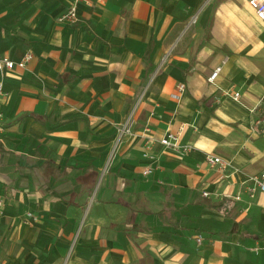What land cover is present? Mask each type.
Masks as SVG:
<instances>
[{"label":"crops","instance_id":"crops-1","mask_svg":"<svg viewBox=\"0 0 264 264\" xmlns=\"http://www.w3.org/2000/svg\"><path fill=\"white\" fill-rule=\"evenodd\" d=\"M27 53L4 79L0 264H264L249 181L264 22L248 0H0V57Z\"/></svg>","mask_w":264,"mask_h":264},{"label":"built area","instance_id":"built-area-1","mask_svg":"<svg viewBox=\"0 0 264 264\" xmlns=\"http://www.w3.org/2000/svg\"><path fill=\"white\" fill-rule=\"evenodd\" d=\"M103 1V0H99ZM248 3L250 7L256 12L257 16L264 22V0H248ZM78 20V15H77V9L76 6L73 5L71 6L60 18L59 21L61 22H67V23H74ZM32 59V55L30 53H27L22 60L19 62H16L15 60H12L7 57H0V122L4 119L5 115L4 112L1 109V103L3 98L6 96L5 88H4V79L7 76V74L10 71H13L16 66H21L25 67L28 62ZM221 71V67H218L214 70V72L211 74L209 77L210 81H214L218 74ZM185 88L184 84H180L178 86L179 91H183ZM239 93L236 92L233 94V97L235 99L239 98ZM174 98H178V94L173 95ZM257 110L259 111V118L255 120V125L262 126V129L264 130V102L260 103L258 106ZM130 123V124H129ZM132 121L128 120L127 123L124 125L125 129L127 131H130V126H131ZM0 130H2V127L0 126ZM146 136V155L149 154L150 149L152 148V145L155 143V139L151 137L148 134L151 132L149 127H146L144 129ZM178 140H179V134L178 133H173L169 132L168 134L164 135L162 138L159 139V142L164 145L166 148H172V149H179L178 145ZM184 150H190L191 147L187 146L183 148ZM206 161L209 165L216 167L218 170L223 171L225 170L229 165V161L213 154H208L206 156ZM150 173L149 168H145L144 174L147 175ZM249 181L254 185L253 188H251V191L254 192L255 189L264 192V171L261 173L253 174L249 177ZM205 196L208 195V193H204ZM5 207V201L2 197H0V214L3 212ZM201 238V237H199ZM199 241L201 239H198ZM260 247H264V240L262 244H258L256 247V250L260 249Z\"/></svg>","mask_w":264,"mask_h":264},{"label":"rangeland","instance_id":"rangeland-1","mask_svg":"<svg viewBox=\"0 0 264 264\" xmlns=\"http://www.w3.org/2000/svg\"><path fill=\"white\" fill-rule=\"evenodd\" d=\"M124 127L125 126H121L120 127V130H119V138H121V136H123L124 134L128 133L127 129H125Z\"/></svg>","mask_w":264,"mask_h":264},{"label":"trees","instance_id":"trees-1","mask_svg":"<svg viewBox=\"0 0 264 264\" xmlns=\"http://www.w3.org/2000/svg\"><path fill=\"white\" fill-rule=\"evenodd\" d=\"M234 225H236V223H234Z\"/></svg>","mask_w":264,"mask_h":264}]
</instances>
